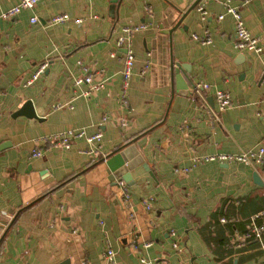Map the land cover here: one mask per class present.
<instances>
[{
	"label": "crops",
	"instance_id": "0c3cea01",
	"mask_svg": "<svg viewBox=\"0 0 264 264\" xmlns=\"http://www.w3.org/2000/svg\"><path fill=\"white\" fill-rule=\"evenodd\" d=\"M17 1L0 0V264H105L108 247L117 264H264V233L238 244L251 217L264 222V165L191 161L264 147V0H230L259 52L235 47L232 15L217 18L223 0H116L113 9L111 0H39L2 17ZM59 13L68 18L48 22ZM138 23L126 107L116 38ZM205 28L211 42L192 38ZM78 61L103 80L100 89L84 95L87 85L74 84ZM216 89L230 94L223 110ZM27 100L37 117L15 114ZM69 128L101 131V152H89L84 137L69 148L46 142ZM128 145L142 161L118 175Z\"/></svg>",
	"mask_w": 264,
	"mask_h": 264
},
{
	"label": "built area",
	"instance_id": "2783aa9c",
	"mask_svg": "<svg viewBox=\"0 0 264 264\" xmlns=\"http://www.w3.org/2000/svg\"><path fill=\"white\" fill-rule=\"evenodd\" d=\"M39 0H18L15 4L7 8L1 13V16L4 18L13 17L18 12H20L24 8L32 7L36 2ZM223 3L225 5V10L222 13H219L217 15V18H222L225 13H229L232 15L234 19V32H235V40L234 45L236 48L240 50H249V51H255L259 52L262 49V43L259 42V39L252 35V33L249 31V29L245 26L243 16L239 10L238 7L235 5L230 4V0H223ZM197 10L199 11L200 18L202 20H205L207 17V9L202 5L201 3L197 4L196 6ZM68 18L67 13H59L51 16L48 19V22L51 24L63 22ZM31 22H35L38 20L37 16L33 15L30 17ZM80 19H77L76 21H79ZM144 27V23H138V24H127L121 27V33L116 38V45L117 46H124L125 52L123 56V70H122V86L121 91L119 95V99L121 103L124 106H128V99H127V87L129 83V78L131 75V69L134 62V53L130 46L131 44V38L135 31H137L140 28ZM192 38L202 42V43H209L211 42V35L207 28L204 29L202 34L198 33H192ZM81 67V72L74 77V84L75 85H81L85 84L87 85L85 89L82 90V94L88 95L91 92L98 90L103 85V80H95L94 75L95 72L89 69L87 65L82 64L81 61H78ZM47 61L41 62L36 69L31 73V75L26 79L25 84H31L46 68ZM202 87L206 88L208 87V83H202ZM215 100L217 103L218 110H223L227 106L231 104V97L228 91L224 89H216L215 90ZM213 120H218V115L216 112L212 113ZM125 120H121V124H124ZM102 133L101 131H97L92 134H85L84 129H66L63 131H60L54 135L48 136L45 138L46 142H48L51 145L56 146H62L63 148H69L73 141L77 138L84 137L86 141H88L92 147L88 150L89 152L98 155L100 151V139H101ZM264 147L259 146L256 149H251L248 151H244L241 153H227V152H215V153H209L204 155H192V165H195L201 161H207V160H214L218 159L221 161H240L245 164H251V163H257V164H263L264 165ZM42 153L41 148H35L32 150L33 156H40ZM188 167H185L184 170H187ZM117 183L120 186V189L122 191V196L125 201H129L130 193L127 182L123 178H118ZM145 205L147 208L151 207V198L146 199ZM226 218L222 217L221 221H225ZM264 233V222L259 223L257 221V216L254 215L251 217L249 221L248 228L246 231H244L241 235V238L238 240V244L242 245L245 243V241L250 238L254 237L255 239L262 241ZM171 235H175V230L170 231ZM149 242H145L144 245H149ZM172 245L176 247L178 245L177 241L174 240ZM136 247V245H134ZM105 257H106V263L105 264H117L115 257H114V251L111 247H108L105 251ZM141 261L145 262L146 260L144 258H141ZM79 264H89L86 259L81 260Z\"/></svg>",
	"mask_w": 264,
	"mask_h": 264
},
{
	"label": "water",
	"instance_id": "95a60500",
	"mask_svg": "<svg viewBox=\"0 0 264 264\" xmlns=\"http://www.w3.org/2000/svg\"><path fill=\"white\" fill-rule=\"evenodd\" d=\"M196 1H195V3H196ZM115 2H116V0H111L112 9L115 7ZM175 72H176L177 86L180 88H183V89H187V83L179 82L180 81L179 78L183 79L181 74H180L179 68H175ZM28 109H30V110H28ZM20 113L25 114L26 116L37 117V114L35 113L32 105H31L30 100H27L24 103L23 107H21L19 110H17L15 114H20ZM118 153H119V156L121 157V160H122V164L118 167V170H119L118 175H123L130 168H132L134 166V164L142 161L141 156L139 155L138 150L134 145L126 146V147L120 149ZM126 178L127 177L125 176V179ZM254 178L259 182L258 175H256V173H254ZM60 264H63V263H60Z\"/></svg>",
	"mask_w": 264,
	"mask_h": 264
}]
</instances>
